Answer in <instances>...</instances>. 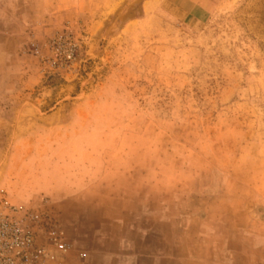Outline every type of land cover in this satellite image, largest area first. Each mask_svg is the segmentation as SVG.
<instances>
[{"label":"rangeland","instance_id":"rangeland-1","mask_svg":"<svg viewBox=\"0 0 264 264\" xmlns=\"http://www.w3.org/2000/svg\"><path fill=\"white\" fill-rule=\"evenodd\" d=\"M1 196L62 264H120L103 219L139 264H264V0H0Z\"/></svg>","mask_w":264,"mask_h":264},{"label":"built area","instance_id":"built-area-1","mask_svg":"<svg viewBox=\"0 0 264 264\" xmlns=\"http://www.w3.org/2000/svg\"><path fill=\"white\" fill-rule=\"evenodd\" d=\"M36 217L0 197V264H62L60 259L69 248L63 231L53 223V228L45 231V242H38L27 223Z\"/></svg>","mask_w":264,"mask_h":264},{"label":"crops","instance_id":"crops-1","mask_svg":"<svg viewBox=\"0 0 264 264\" xmlns=\"http://www.w3.org/2000/svg\"><path fill=\"white\" fill-rule=\"evenodd\" d=\"M105 219L99 225L97 231H82V237L84 242L82 246L86 252L97 253L99 258L103 262H106L108 258L114 256L120 264H139L141 259H147L148 253L140 254L133 253L132 248L136 246L135 236L140 233L142 237L148 235V231H107L105 229ZM214 234V231H202L199 237L207 239ZM89 239L92 241L91 245L84 246ZM184 254L180 256H167V255H152L151 264H161L162 260L171 262V264H234L231 254V249L228 245H218L212 243L209 245L202 243H193L183 248ZM201 251H209L211 255L209 257H202L198 253ZM218 253L220 258H218ZM143 255V256H142ZM151 256V255H150Z\"/></svg>","mask_w":264,"mask_h":264}]
</instances>
